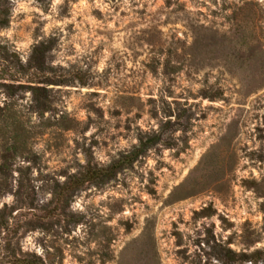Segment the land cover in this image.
I'll use <instances>...</instances> for the list:
<instances>
[{"label":"rangeland","instance_id":"rangeland-1","mask_svg":"<svg viewBox=\"0 0 264 264\" xmlns=\"http://www.w3.org/2000/svg\"><path fill=\"white\" fill-rule=\"evenodd\" d=\"M11 6L0 264H264V0Z\"/></svg>","mask_w":264,"mask_h":264},{"label":"trees","instance_id":"trees-1","mask_svg":"<svg viewBox=\"0 0 264 264\" xmlns=\"http://www.w3.org/2000/svg\"><path fill=\"white\" fill-rule=\"evenodd\" d=\"M11 11H12L11 0H0V25L6 26L9 23L11 17ZM38 68L42 69L41 66H36V69ZM131 161L132 159L128 157V159L117 161L114 164L110 165L109 167L94 166L88 168L85 172L81 173L78 176L75 175L73 178H71L68 182L65 183L66 192L70 190L75 191L79 187L84 185L86 182H92V181L96 182L104 178H110L118 168L122 167L126 162L130 163ZM5 168L6 167H0V169L2 170ZM7 227H8L7 224L2 223L0 221L1 229H5ZM220 253L222 256H226L228 259H232L235 254L230 248L221 249ZM8 262L11 264H25V262L22 261V258L17 257L15 254L11 255V259Z\"/></svg>","mask_w":264,"mask_h":264}]
</instances>
